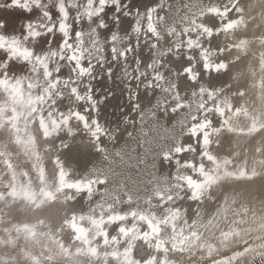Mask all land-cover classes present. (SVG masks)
<instances>
[{"label": "clouds", "instance_id": "clouds-1", "mask_svg": "<svg viewBox=\"0 0 264 264\" xmlns=\"http://www.w3.org/2000/svg\"><path fill=\"white\" fill-rule=\"evenodd\" d=\"M0 264H264V0H0Z\"/></svg>", "mask_w": 264, "mask_h": 264}]
</instances>
